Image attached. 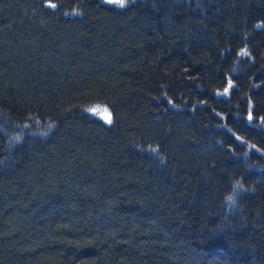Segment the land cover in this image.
<instances>
[{
    "label": "trees",
    "instance_id": "16d2710c",
    "mask_svg": "<svg viewBox=\"0 0 264 264\" xmlns=\"http://www.w3.org/2000/svg\"><path fill=\"white\" fill-rule=\"evenodd\" d=\"M0 264H264V0H0Z\"/></svg>",
    "mask_w": 264,
    "mask_h": 264
},
{
    "label": "rangeland",
    "instance_id": "374dc122",
    "mask_svg": "<svg viewBox=\"0 0 264 264\" xmlns=\"http://www.w3.org/2000/svg\"><path fill=\"white\" fill-rule=\"evenodd\" d=\"M87 113H89L93 117H96V118L102 120L103 122H105L108 125H110L112 123V120H113L112 114H111L110 110L104 106H96V107L89 108L87 110Z\"/></svg>",
    "mask_w": 264,
    "mask_h": 264
},
{
    "label": "snow or ice",
    "instance_id": "6c2138e0",
    "mask_svg": "<svg viewBox=\"0 0 264 264\" xmlns=\"http://www.w3.org/2000/svg\"><path fill=\"white\" fill-rule=\"evenodd\" d=\"M109 2H111V3H117V4L121 5V6H123V4L125 3V0H109ZM50 6L51 7H55L54 4H52Z\"/></svg>",
    "mask_w": 264,
    "mask_h": 264
},
{
    "label": "water",
    "instance_id": "95a60500",
    "mask_svg": "<svg viewBox=\"0 0 264 264\" xmlns=\"http://www.w3.org/2000/svg\"><path fill=\"white\" fill-rule=\"evenodd\" d=\"M105 2L108 3V4H111V5H115L116 4V3L109 2V0H105Z\"/></svg>",
    "mask_w": 264,
    "mask_h": 264
}]
</instances>
